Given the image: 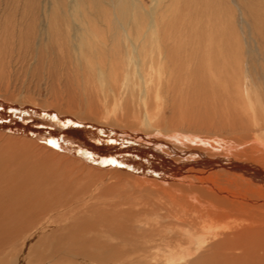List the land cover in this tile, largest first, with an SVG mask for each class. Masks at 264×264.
Masks as SVG:
<instances>
[{
  "label": "bare ground",
  "instance_id": "1",
  "mask_svg": "<svg viewBox=\"0 0 264 264\" xmlns=\"http://www.w3.org/2000/svg\"><path fill=\"white\" fill-rule=\"evenodd\" d=\"M59 1L66 3L60 18L51 11L43 24L39 23L50 35L54 27L59 46L68 43L67 49L74 55L68 57L69 61L74 59L78 67L84 68L85 72L77 76L75 91L89 99V106L91 96L100 94L101 107L108 111L107 97L112 94L117 98L116 111L140 108L146 125L152 120L153 109L177 112L181 82L203 75L202 85L214 91L218 78L214 66L183 67L173 49L192 44L180 42L167 27L176 13L181 20L196 22L214 16L215 0ZM228 2L237 9L234 0ZM1 6L12 11L10 25L14 30L28 37L36 34L34 13L18 14L22 8L17 3ZM193 21L187 26L199 29ZM207 25L211 30L209 21ZM234 90L239 106L244 108L240 81ZM8 108L0 110V264H22L24 243L38 233L37 241L42 246L37 253L38 264H114L132 256L137 251L135 237L144 225L130 210L132 203L127 197H133V192L128 191V180L159 177H194L215 182L218 187L228 184L227 192L234 190L232 194L247 208L242 210L243 221L238 222L236 230L228 223L208 226L194 234L183 229L188 246L178 255L168 256L167 264L188 260H193L191 264H264V166L257 167L247 159L234 161L226 156L228 153L226 158L171 164L154 156L153 146H137L145 151L140 159L130 142L120 139L122 142L114 147L111 138L76 122L38 115L36 110L18 112ZM109 125L117 130L132 127L126 120ZM43 135L57 142L63 138L62 144L77 148L80 154L53 150L37 141L43 140ZM105 179L111 181L103 193L102 185L108 182L103 184ZM246 216L250 218L243 219Z\"/></svg>",
  "mask_w": 264,
  "mask_h": 264
},
{
  "label": "rangeland",
  "instance_id": "2",
  "mask_svg": "<svg viewBox=\"0 0 264 264\" xmlns=\"http://www.w3.org/2000/svg\"><path fill=\"white\" fill-rule=\"evenodd\" d=\"M234 1L242 15L234 5H228V0H215V14L210 18L205 17L199 22L191 19L187 21L181 20L176 13L171 19L172 23H168V32L178 36L180 42L192 44L173 49L180 64L195 69L214 66L212 68L218 77L217 83L213 86V91L202 85L205 82L203 75L189 82H181L177 91V112L172 114L169 110L153 109V121L150 119L148 125H145V116L140 108L135 107V111H116L114 102L117 98H113L112 94L107 97L109 102L106 104V111L101 107L100 94L91 96L93 100L89 106V99L75 91L77 76L85 72L84 68L78 67L74 59L73 62L69 61L68 57L74 55L67 49L68 43L59 46L53 23L52 35L41 28L44 18L51 11L60 18L62 9L66 8L65 2L0 0L2 4L20 5L22 9L18 14L20 11H25L30 16L34 13L38 26L36 34L30 37L19 33L10 25L12 11L0 7V110L9 107L8 109L18 112L37 111L38 115H51L54 119L76 122L78 126L106 136L108 140L111 138V145L114 147L121 140L132 143L140 159L144 158L145 151L136 147L153 146L157 153L154 156L171 164L225 157L228 153L226 156L230 159L232 157L234 161L242 162L247 159V162L253 161V165L263 167L264 0ZM181 7L182 4H179V9ZM190 21L199 26V29L188 27ZM208 21L211 30H207ZM164 30L163 28L162 31ZM239 81L244 95V108L239 106L238 95L234 90ZM129 113L138 115L127 116ZM125 120L132 127L117 130L116 126L113 128L109 125ZM115 134L120 137L119 141ZM41 138L43 140H36L53 150L66 149L80 154L77 148L62 144L65 141L63 138L59 142L46 135ZM189 178L128 180V191L133 192V197H127L132 203L130 210L135 220L144 226L135 237L137 251L114 264H167L168 256L178 255L182 249L187 248L188 243L182 235V230L186 228L193 234L222 223L233 226V230L238 229V222L243 221L240 219V215L244 213L242 210L246 211L247 208L241 206L237 196L232 194L234 190L227 192L230 187H226L228 184L218 187L215 182ZM110 181L104 180L103 184L107 183L102 185L103 193L108 190ZM124 191L129 193L125 189ZM249 218L250 216L243 217L246 220ZM39 234L24 243L20 253L22 264H38L37 253L42 250L37 241ZM27 257L31 260L28 261ZM192 261L174 264H191Z\"/></svg>",
  "mask_w": 264,
  "mask_h": 264
}]
</instances>
